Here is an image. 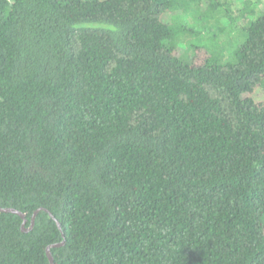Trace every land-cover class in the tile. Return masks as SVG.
Here are the masks:
<instances>
[{
  "label": "trees",
  "instance_id": "16d2710c",
  "mask_svg": "<svg viewBox=\"0 0 264 264\" xmlns=\"http://www.w3.org/2000/svg\"><path fill=\"white\" fill-rule=\"evenodd\" d=\"M240 3L0 0V206L62 226L0 212V264L63 233L54 264H264V11Z\"/></svg>",
  "mask_w": 264,
  "mask_h": 264
},
{
  "label": "rangeland",
  "instance_id": "374dc122",
  "mask_svg": "<svg viewBox=\"0 0 264 264\" xmlns=\"http://www.w3.org/2000/svg\"><path fill=\"white\" fill-rule=\"evenodd\" d=\"M233 3H236V5L240 8H242L243 5H241L240 1L241 0H229ZM253 1H257L260 3V8L264 11V0H253ZM235 8V7H234ZM183 12V11H182ZM180 13V12H178ZM260 14V12L258 13V15ZM187 16V24L188 26L196 29V30H202L208 28L209 30H211L212 32H216L217 28L219 26V20L221 19V15L218 12L217 14H215V17L210 19V20H203L198 24L194 23L193 18H191V16ZM221 26H223L222 21L220 20ZM225 24V23H224ZM179 35L176 36V41L178 40ZM195 35L190 34V36H182L181 39H179L177 47H178V52L181 54L182 53V58L184 59V61L190 62L192 60L193 57V46L195 45ZM188 41H190L188 43ZM221 42L223 43V45L229 46L228 42H227V38L224 35H221ZM189 44V45H188ZM193 45L192 48H189L188 46ZM209 48H211V45L209 46ZM215 48V45L214 47Z\"/></svg>",
  "mask_w": 264,
  "mask_h": 264
},
{
  "label": "water",
  "instance_id": "95a60500",
  "mask_svg": "<svg viewBox=\"0 0 264 264\" xmlns=\"http://www.w3.org/2000/svg\"><path fill=\"white\" fill-rule=\"evenodd\" d=\"M41 210H44L47 213H49V215L51 216V218L56 221L58 227L60 229H62V226H61L60 222L56 219V217L54 216V214L50 210H48V209H45V208L37 209L35 211V213L33 214L32 218H31V226L29 228H26V224H27V216H26V214H24L23 212L15 209V208H11V207H5L4 208V207L0 206V212L16 214V215H19L22 218V220H23V223H22V231L23 232H29L31 229H33L34 224H35V221H36V217H37L38 213ZM63 245H65V234L64 233H63V241L58 242V243H54V244L50 245L47 248V256L49 258L50 264H54V256L52 254L51 249L52 248H59V247H61Z\"/></svg>",
  "mask_w": 264,
  "mask_h": 264
}]
</instances>
